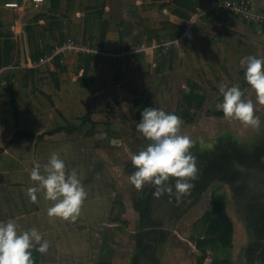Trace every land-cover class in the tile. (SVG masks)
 Returning <instances> with one entry per match:
<instances>
[{
	"label": "rangeland",
	"instance_id": "obj_1",
	"mask_svg": "<svg viewBox=\"0 0 264 264\" xmlns=\"http://www.w3.org/2000/svg\"><path fill=\"white\" fill-rule=\"evenodd\" d=\"M6 1L0 0V22L4 24L5 31L13 32L14 59L10 66L0 71V146L5 147L17 129L13 98L17 102L21 128L44 137L40 141L21 143L26 146L8 149H13L12 153L20 158V162L12 161L10 154L1 157L0 170L4 173L1 175L3 183H0V222L15 219L18 225L22 221L18 227L22 232L28 230V221L34 220V227L50 243L46 254L32 252L35 264H69L68 261L76 264H100L101 261L112 264H214L225 258H230L234 264H242L240 254L254 236L248 234L245 224L252 210H249L250 202L244 192L238 195L226 184L227 180H214L206 194L188 200L182 198L174 203L175 197H167L166 194L155 198V189L148 193L145 189L148 184L137 190L129 183L128 176L136 170L131 164V154L145 149L150 143L135 130L141 119L139 110L143 106L163 109L182 119L181 133L195 141L192 154L196 157L199 171L197 178L190 181L193 185L203 180L199 177L204 176L206 180L210 175L215 177L214 172L222 163H225L224 168L229 166L222 172L233 175V178L239 173L252 174V180L264 175V169L260 167L253 171L254 167L246 156L254 152L251 151L253 144H259L260 139V143L264 141V105L256 104L255 114L262 122L258 129L215 114L223 102L219 92L222 83L229 87L238 85L245 92L243 99H252L255 103V93L245 81V68L240 65V60L249 55L264 58V0H243L249 2L254 11L250 17L231 15L242 24L238 28V32L243 33L240 43L230 40L227 47L224 44L213 50L211 55L206 50L200 55L193 54L186 46L181 54L179 46L168 43L165 38L158 43L153 42L157 46L154 55L157 66L144 63V56V60L137 59L139 66L130 64L123 71L121 66L130 60L133 63L147 48L144 45L142 49L143 36L131 33L132 48L120 51L121 47L115 50V53L120 51L117 54L102 55L98 69L101 75L90 70L85 86L79 79V65H84L80 55H96L99 41L94 26H83L73 23V20H92L90 8L95 4L94 0L84 1L88 6L86 10L69 9L65 14L63 10L61 14L68 15V19H64L60 27L55 26L59 32L56 31L51 39L47 35L52 20L46 8L47 0L38 8L23 5L15 9L7 8ZM209 1L211 6L212 0ZM84 4L80 0V5ZM164 10L167 12V7ZM55 16L58 18L54 20L59 21V15ZM29 25L34 28L32 33L26 31ZM91 29L95 33L92 41L88 40L93 36ZM60 32L67 33L68 45L74 41L72 48L62 50L59 47L55 52L63 54L66 71L60 72L55 64L38 66L30 63L32 54L44 52L48 46L57 44ZM230 32L239 34L232 27ZM147 34L150 39L156 36L155 33ZM166 42L169 45L164 52ZM154 49L149 50V59ZM158 68L161 72L156 71ZM33 69L42 73L32 74ZM193 82L201 87L199 93L207 96L201 109L188 108L183 99L184 92H189ZM188 114L194 116L192 122L184 118ZM88 115L92 120L84 124L82 119ZM71 126H77V132L69 133L67 129ZM61 127L65 129L51 135ZM91 131L93 134L89 135ZM226 151L231 152L228 158L220 156ZM53 152L65 161L69 171L77 170L88 193L75 222L49 218L47 209L52 202L44 198L43 192L37 194V203H31L26 194L28 187L35 186V182L30 180V170L36 163L41 166L47 163ZM262 156L264 162V154ZM258 180L252 181L250 189L261 199L264 181ZM223 190L227 193L228 212L235 226L234 245L231 249L216 247L209 250L206 260L200 263L202 251L196 245L206 235L203 216L212 207L213 193ZM190 206L192 210L180 219L162 250L161 243H154L151 239L156 236L154 227L164 228L163 224H169L174 215L182 214ZM149 244L155 247L151 249L150 259H146L142 249ZM145 251L149 252V249Z\"/></svg>",
	"mask_w": 264,
	"mask_h": 264
},
{
	"label": "clouds",
	"instance_id": "obj_2",
	"mask_svg": "<svg viewBox=\"0 0 264 264\" xmlns=\"http://www.w3.org/2000/svg\"><path fill=\"white\" fill-rule=\"evenodd\" d=\"M240 65L245 68V81L255 93V103L252 99H243L245 92L238 85L229 87L222 83L219 92L223 102L218 108L225 119L258 129L262 122L255 112L256 104L264 105V58L245 56ZM182 123L178 115L163 109L150 106L141 111L136 131L150 143L130 156L136 170L128 176V181L137 190L151 185L155 188L153 196L159 199L173 192L170 180L174 178L177 201L190 194L194 186L190 181L197 178L199 169L190 151L195 141L181 133ZM29 175L35 182V186L26 189L31 203H37V194L43 192L44 198L52 202L47 209L49 218L70 222L78 219L88 193L75 168L69 171L65 161L53 152L43 166L36 163ZM49 247V241L35 227L20 232L15 219L0 222V264H35L33 250L43 255Z\"/></svg>",
	"mask_w": 264,
	"mask_h": 264
},
{
	"label": "crops",
	"instance_id": "obj_3",
	"mask_svg": "<svg viewBox=\"0 0 264 264\" xmlns=\"http://www.w3.org/2000/svg\"><path fill=\"white\" fill-rule=\"evenodd\" d=\"M82 1L84 4V1L86 0H82ZM167 2H168L167 0H94L95 4L90 8L92 9V11L90 10V12L93 13L92 20L88 18L83 21L76 19L73 20V23L82 24L83 26L85 24L87 25L90 24V27L94 26L96 29V36L98 37L99 46H97L98 51L97 52L95 51L97 53L96 54L97 58L93 62L92 64L93 69L91 68V70H94V72H97L98 75L99 74L101 75V72H99L98 69L100 67L99 60H101L100 58L102 55L111 56L119 53L120 51H128L129 49H131L132 48L131 40H133L131 33H134L135 35L138 34L144 37V40L143 37L141 39L142 40L141 45H142V49L145 48L144 45L147 46L145 51L146 54L145 52H143L144 54L141 53V57L136 58V60L133 63L131 60H130L131 62L128 60L129 63L121 66V69L125 71L130 64L139 66L140 61L138 60L140 59L144 60L142 58L144 56H145L144 63H148V64L151 63L152 67L157 66L156 61H154L155 59L154 55H156L157 46H155L153 42L154 43L157 42L159 35H163V33H160V29L162 28V22L169 20L175 25L185 24V21L182 18L172 13L173 6L168 4L164 5V3ZM165 6L168 9L167 12L164 10V8H166ZM211 6L209 0L208 1L202 0L201 6L198 9L197 13L194 14L191 20L187 23V29L185 34L180 39L175 41L177 46H179L180 48L181 54L186 48V46H189V48L191 49L190 51L193 54L200 55L204 50H206L210 52L209 55H211V52L213 50L223 47L224 44L225 47H227L228 45L226 44H228V41L230 40L231 41L237 40V42L239 41L240 43L239 39L241 38V35L243 36V33L240 34V32H238L239 31L238 28H241L242 26L241 21L232 17L231 15H228L223 11L217 12L216 10L211 9ZM46 8L48 9L47 10L49 13L48 15L52 16L50 18L53 20V21L51 20L49 31L47 34L48 39L49 38L51 39L54 37V33L56 31L59 32L58 27L55 26L60 27L61 24L63 23V20L68 19L67 18L68 15L63 16L60 12V14H57L59 15L60 20L55 21L53 17L58 18V16H55V14L51 12L49 1L47 2ZM64 8L65 6L63 7L62 11L64 10V14H65L67 13V11H69V9L86 10L88 6H85V4L81 6L80 0H75L72 5L67 6L66 9ZM44 15L46 16V14ZM34 21L38 22L36 20ZM231 27L235 28V32H238L239 34H232L231 32H230L231 34H229V29H231ZM91 31L93 32L92 33L93 36H91L90 39L88 40L92 41L95 33L93 29H91ZM147 33H155L156 36L158 37L155 36L153 39H150L151 37ZM66 37H67V33H66ZM75 37L79 39L78 36ZM164 39L165 38H162V40ZM67 41H68V37H67ZM168 43L167 42L165 43V47H168L169 45ZM231 44L233 43H230V45ZM210 45H212V47ZM117 48H121V49L119 52L117 51L115 53V50ZM151 49L154 50H152L153 52L151 56L152 58L149 59V55H150L149 50ZM70 61L73 62L74 60H70ZM80 65L82 67L83 64ZM80 65L78 68L79 69L78 72L80 74L79 77L82 74ZM32 71H33L32 74L42 73V71H39L37 69L36 70L33 69ZM139 76L140 74L137 73V77L141 78V76L140 77ZM122 83L124 84V82ZM120 85L121 84H119L118 86ZM36 135H38V133ZM26 145L27 144L19 143L14 145V147L15 146L23 147ZM0 147L3 148L2 146ZM8 149H5V151L0 155V160L2 156L10 154L12 156V161L20 162V158L14 153H12L13 149H11V151ZM3 173L4 171L0 170V183H3L1 180V175ZM34 223L35 222L33 219L31 221H28V230H30L35 226ZM20 224H22V221H19L18 227H20ZM18 231L21 232L20 229H18ZM68 248L70 247L68 246ZM33 252H35V250H33ZM92 252H94V250H92ZM69 255L71 254L69 253ZM74 255H76V253H74ZM68 262L69 264H76L73 261L72 262L68 261ZM49 264H52V262H50Z\"/></svg>",
	"mask_w": 264,
	"mask_h": 264
},
{
	"label": "trees",
	"instance_id": "obj_4",
	"mask_svg": "<svg viewBox=\"0 0 264 264\" xmlns=\"http://www.w3.org/2000/svg\"><path fill=\"white\" fill-rule=\"evenodd\" d=\"M48 1L50 2L51 12H53L54 14H59V12H62V9L65 5L66 6L72 5L75 0H48ZM167 1L168 2L166 3V5L168 4L173 6L172 13L182 18L185 21V24L175 25L169 20L163 21L162 28L160 29V33H163V35H159L158 40L155 43L160 42L162 38H166L167 40H169L168 42H172V43H175L176 40L180 39L186 32L187 23L191 20L193 15L196 14L198 9L200 8L202 0H167ZM53 19H55V17H53ZM3 26L4 24L0 22V71L5 67L10 66L13 63V59H14L13 32L5 31ZM262 27L264 29V25ZM33 29L34 28L29 25L27 26L26 31L27 33L29 32L32 33ZM34 37L35 36H32V39H34ZM66 41H67L66 35L60 32L59 41L55 46H48L44 52H36L35 54H32L29 58V62L36 63L41 58L54 54L57 50V47L64 46L66 44ZM96 58L97 56L95 54L80 55V59H82L84 65H82V67L80 66V69L82 70V74L79 79L84 86L86 85L87 75L90 72L92 68V64L96 60ZM55 66L59 69L60 72L66 71L67 67L64 64V56L62 53L57 54L55 56ZM157 71L161 72V69L158 68ZM53 75H57V73L56 74L54 73ZM199 90H201V87L197 83L193 82L192 85L190 86L189 92H184L183 99L188 108L201 109L205 105L207 96L204 93H199ZM12 103L14 107L15 126L17 129L15 131L13 138L6 144V146L3 148L0 147V155L5 151V149H8L16 144L31 140L40 141L44 137L43 134L37 136L35 132H30L21 128L17 102L14 98L12 100ZM139 104L140 103L137 102V106H139ZM144 108H145L144 106L140 108L139 110L140 114ZM215 114L220 117H224L222 110L216 111ZM184 118L186 119L187 122H192L194 120V116L193 115L191 116L189 114L186 115ZM82 120L84 124L91 122L92 120L91 115L86 116ZM64 129H65L64 127H61L57 131H52L51 135L58 133ZM77 130H78L77 126H71L70 128L67 129V131L71 134L77 132ZM92 134H93L92 131L89 132V135ZM137 207L139 208L140 205L137 204ZM203 223L206 226V235L204 236V238H200L197 241V247L202 251V255L199 257L200 263H203L206 260L209 250H213L216 247H222L223 249H231L234 245L233 242H234L235 226L228 212V197L224 190L221 193L219 192L213 193L212 207L203 216ZM100 264H112V263L108 261H101ZM214 264H233V262L231 261V259L226 258L223 260H218Z\"/></svg>",
	"mask_w": 264,
	"mask_h": 264
},
{
	"label": "flooded vegetation",
	"instance_id": "obj_5",
	"mask_svg": "<svg viewBox=\"0 0 264 264\" xmlns=\"http://www.w3.org/2000/svg\"><path fill=\"white\" fill-rule=\"evenodd\" d=\"M260 141H261V139L258 142L259 144H253L254 146L251 148V151H254V152L248 153V155H246L249 157V160H250L249 162L251 163V166L254 167L253 171L258 169L259 167H260V169H264V162H263V156H262L264 154V144L261 145V143H263L264 141H262L261 143H260ZM214 150H217V149H214ZM190 151L192 152V149H190ZM230 154H231L230 151H226L224 153H220V156H222L223 158H228ZM224 155H225V157H224ZM223 158L221 159V161H224ZM260 163H263V164H260ZM224 164L225 163L220 164L219 169L214 172L215 177H213V175L212 176L210 175L209 180H206L204 176L199 177V178H203L204 181L201 180L200 182L194 184L193 188L190 191V194L185 195L182 198L183 199L186 198L188 200V199L195 198V196L200 197V196L206 194L210 188L211 182L214 180H216V181L227 180V182H229V183L226 182V184H228V186H230L231 190L233 189V191H236L238 193V195L240 194V192H244V196H246L247 201L250 202L249 203V205H250L249 210H252V212L250 213V219L246 220L245 224L248 228V230H247L248 234L252 233L255 237L253 236L252 238L249 239V241L247 242V245L243 248L242 253L240 254L241 258L239 257V259L241 260L242 264H264V182H263V184L261 186V190H260V192H261L260 195H262L261 199L259 198V194L255 193L254 191H251V189H250V186H253L251 184L252 181H257L258 179L264 181V177H260V178L256 177L257 180L256 179L252 180L251 179L252 174H249V173L241 174V173H239V176H236V178H233V175L226 174V173L222 172L223 170H226L229 167L228 166L227 168H224V166H225ZM208 171H209V169L207 168V172ZM207 172H204V174L206 175ZM230 177H232L233 180L232 179L230 180L229 179ZM252 177H254V176L252 175ZM261 178H263V179H261ZM257 182L260 183L259 180ZM170 183L173 186V192L170 194H166V196L167 197L168 196L175 197V200H174V203H175V201L177 202L176 193H175V189H174L175 179L174 178L171 179ZM235 184L237 185V188H235ZM150 186L151 185H148L147 188H145V189H147L148 193L152 192V190L155 189L153 186H151V187ZM246 191H247V193H246ZM191 210H192V206L185 209L182 212V214H179L176 216L174 215L173 218L171 219V221L169 222V224H167L168 226L166 224H163L165 226L164 228H155L154 227V231H155L156 236L151 238L152 241L154 243L160 242L162 250H163L165 244H167V242H169L168 239H170L172 237V235H171L172 232L176 230V225L180 222V219L182 217L186 216ZM201 238H204V236ZM153 245L154 244H149L148 247H146V246H145V248L143 247L142 251L145 252L146 259H150L151 254H152L151 251L155 247ZM196 247H197V245H196ZM148 249H149V252H146L145 250H148Z\"/></svg>",
	"mask_w": 264,
	"mask_h": 264
},
{
	"label": "built area",
	"instance_id": "obj_6",
	"mask_svg": "<svg viewBox=\"0 0 264 264\" xmlns=\"http://www.w3.org/2000/svg\"><path fill=\"white\" fill-rule=\"evenodd\" d=\"M46 0H7L5 6L7 8H21L23 5H30L34 7H41L44 5ZM211 9L216 10L217 12L223 11L228 15L235 16H243L250 17L254 14L253 9L250 7V3L243 0H212ZM262 22H264V18L262 17ZM74 41L68 45L66 43L64 46L60 47V49L65 50L68 48H72ZM171 44H174L171 42ZM166 47L163 48L164 52ZM61 53V52H60ZM57 53L41 58L36 65L40 66L41 64H55V56ZM1 82V81H0Z\"/></svg>",
	"mask_w": 264,
	"mask_h": 264
},
{
	"label": "water",
	"instance_id": "obj_7",
	"mask_svg": "<svg viewBox=\"0 0 264 264\" xmlns=\"http://www.w3.org/2000/svg\"><path fill=\"white\" fill-rule=\"evenodd\" d=\"M260 177H264V175H262V176H260ZM261 179H263V178H261Z\"/></svg>",
	"mask_w": 264,
	"mask_h": 264
}]
</instances>
